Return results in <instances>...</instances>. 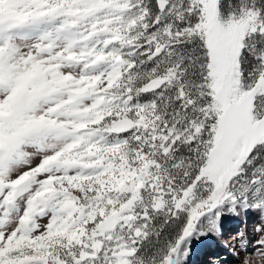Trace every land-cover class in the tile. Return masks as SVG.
Segmentation results:
<instances>
[{"label": "snow or ice", "instance_id": "obj_1", "mask_svg": "<svg viewBox=\"0 0 264 264\" xmlns=\"http://www.w3.org/2000/svg\"><path fill=\"white\" fill-rule=\"evenodd\" d=\"M250 213L235 264H264V0H0V264H188Z\"/></svg>", "mask_w": 264, "mask_h": 264}, {"label": "rangeland", "instance_id": "obj_2", "mask_svg": "<svg viewBox=\"0 0 264 264\" xmlns=\"http://www.w3.org/2000/svg\"><path fill=\"white\" fill-rule=\"evenodd\" d=\"M240 218H229L224 220L222 245L224 241L231 244L235 240V234L247 226L248 239L254 240L255 234L253 228L259 222V217L255 213H250L244 221ZM214 236L194 240L192 243V253L188 259V264H210L211 261H218V264H235L234 257L228 251V247H222L219 244V238ZM213 240V241H212Z\"/></svg>", "mask_w": 264, "mask_h": 264}, {"label": "bare ground", "instance_id": "obj_3", "mask_svg": "<svg viewBox=\"0 0 264 264\" xmlns=\"http://www.w3.org/2000/svg\"><path fill=\"white\" fill-rule=\"evenodd\" d=\"M243 221H244V223H245V220H244V218H241ZM213 238H217V237H213ZM222 239V238H221ZM220 238H219V244L222 246V247H227V243H228V241L226 240V241H224L223 243V245H222V240H221ZM213 241V240H212ZM226 243V244H225Z\"/></svg>", "mask_w": 264, "mask_h": 264}]
</instances>
